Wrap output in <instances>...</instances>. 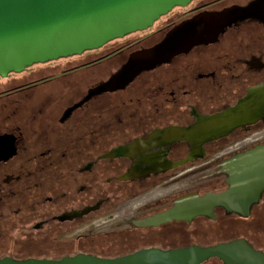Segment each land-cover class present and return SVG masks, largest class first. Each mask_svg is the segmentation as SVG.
<instances>
[{
    "label": "flooded vegetation",
    "instance_id": "flooded-vegetation-1",
    "mask_svg": "<svg viewBox=\"0 0 264 264\" xmlns=\"http://www.w3.org/2000/svg\"><path fill=\"white\" fill-rule=\"evenodd\" d=\"M204 13H226L214 40L103 87ZM259 87L264 0H190L147 29L0 77V258L232 242L264 256V117L196 144L177 133L212 128Z\"/></svg>",
    "mask_w": 264,
    "mask_h": 264
},
{
    "label": "water",
    "instance_id": "water-1",
    "mask_svg": "<svg viewBox=\"0 0 264 264\" xmlns=\"http://www.w3.org/2000/svg\"><path fill=\"white\" fill-rule=\"evenodd\" d=\"M190 0H0V77L83 51L153 25L161 15ZM226 13H204L184 33L151 49L131 55L121 72L103 87L127 85L139 73L169 61L199 43L214 40L223 31ZM264 117V87L250 90L232 109L213 118L212 128H195L177 133L192 144L227 134L235 127ZM194 153L190 154V158ZM186 161V160H185ZM177 164H172L175 166ZM216 256L226 264H264V256L240 242L213 247L141 249L134 253L103 258L75 254L59 259L14 260L0 258V264H199Z\"/></svg>",
    "mask_w": 264,
    "mask_h": 264
},
{
    "label": "rangeland",
    "instance_id": "rangeland-1",
    "mask_svg": "<svg viewBox=\"0 0 264 264\" xmlns=\"http://www.w3.org/2000/svg\"><path fill=\"white\" fill-rule=\"evenodd\" d=\"M132 33H133V32H132ZM118 39H119V38H118ZM38 69H39V68H37L36 70H38ZM42 70H43V71H46V69H42ZM73 234H74V233H73ZM73 234H65V236H66V237H69V236H71V235H73ZM61 249H62V250H60L59 248H56V247H52V248H51V255H52V254H57V252H62V251L66 252L68 249L71 250V248H70V247H67V246H66L65 248H61ZM100 250H101V249H100ZM0 251H2L1 248H0ZM31 252L33 253V252H36V251H34V250L31 249L29 252H26L25 254H27V253H31Z\"/></svg>",
    "mask_w": 264,
    "mask_h": 264
}]
</instances>
